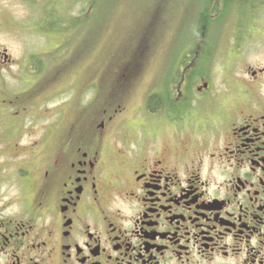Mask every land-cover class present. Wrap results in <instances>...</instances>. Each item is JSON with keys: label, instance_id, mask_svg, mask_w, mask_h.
I'll return each instance as SVG.
<instances>
[{"label": "flooded vegetation", "instance_id": "af4514ba", "mask_svg": "<svg viewBox=\"0 0 264 264\" xmlns=\"http://www.w3.org/2000/svg\"><path fill=\"white\" fill-rule=\"evenodd\" d=\"M252 1L261 24L236 21L224 47L194 42L131 111L139 96L115 90L96 125L40 114L55 2L46 14L14 0L25 14L0 18V264H264V2Z\"/></svg>", "mask_w": 264, "mask_h": 264}, {"label": "rangeland", "instance_id": "374dc122", "mask_svg": "<svg viewBox=\"0 0 264 264\" xmlns=\"http://www.w3.org/2000/svg\"><path fill=\"white\" fill-rule=\"evenodd\" d=\"M49 1L39 0L38 12L46 13ZM208 1L53 0L57 70L47 68L42 78L49 83L57 72L50 81L57 84L51 93L40 89V114H52L57 123L76 116L81 123L97 125L101 114L109 116L116 109L115 90L119 98L139 96L129 103L131 111L146 90L164 89L177 76L179 57L193 51L194 42L202 39L224 47L236 21L248 20L244 27L249 29L261 24L253 21L242 0H230L226 8L214 1L209 6ZM0 2V18L10 12L25 14L14 0ZM205 50L203 56L211 55Z\"/></svg>", "mask_w": 264, "mask_h": 264}, {"label": "trees", "instance_id": "16d2710c", "mask_svg": "<svg viewBox=\"0 0 264 264\" xmlns=\"http://www.w3.org/2000/svg\"><path fill=\"white\" fill-rule=\"evenodd\" d=\"M227 1H230V0H226V2H227ZM224 2H225V0H224ZM208 3H209V2H208ZM154 101L157 102V101H158V97H154Z\"/></svg>", "mask_w": 264, "mask_h": 264}]
</instances>
